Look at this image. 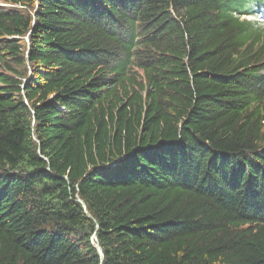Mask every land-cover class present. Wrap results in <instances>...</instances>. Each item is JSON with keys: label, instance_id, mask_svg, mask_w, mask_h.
<instances>
[{"label": "trees", "instance_id": "16d2710c", "mask_svg": "<svg viewBox=\"0 0 264 264\" xmlns=\"http://www.w3.org/2000/svg\"><path fill=\"white\" fill-rule=\"evenodd\" d=\"M263 3L0 0V264H264Z\"/></svg>", "mask_w": 264, "mask_h": 264}, {"label": "rangeland", "instance_id": "374dc122", "mask_svg": "<svg viewBox=\"0 0 264 264\" xmlns=\"http://www.w3.org/2000/svg\"><path fill=\"white\" fill-rule=\"evenodd\" d=\"M244 18H247V20H249V21H253V19H254L253 17H250V16L247 17L246 15H244L243 19H244ZM251 18H253V19H251ZM256 20H257L258 23H259V21H260L259 18H257ZM262 21H264V20H262Z\"/></svg>", "mask_w": 264, "mask_h": 264}, {"label": "water", "instance_id": "95a60500", "mask_svg": "<svg viewBox=\"0 0 264 264\" xmlns=\"http://www.w3.org/2000/svg\"><path fill=\"white\" fill-rule=\"evenodd\" d=\"M81 204H82V207L85 209V206H84L83 202H81ZM97 248H98L99 254H101L100 246L98 245Z\"/></svg>", "mask_w": 264, "mask_h": 264}, {"label": "bare ground", "instance_id": "6f19581e", "mask_svg": "<svg viewBox=\"0 0 264 264\" xmlns=\"http://www.w3.org/2000/svg\"><path fill=\"white\" fill-rule=\"evenodd\" d=\"M98 246V245H97Z\"/></svg>", "mask_w": 264, "mask_h": 264}]
</instances>
